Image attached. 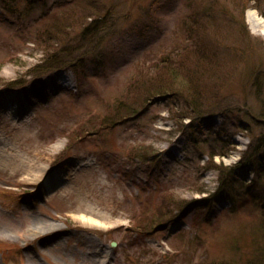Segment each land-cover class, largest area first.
<instances>
[{"label":"rangeland","instance_id":"1","mask_svg":"<svg viewBox=\"0 0 264 264\" xmlns=\"http://www.w3.org/2000/svg\"><path fill=\"white\" fill-rule=\"evenodd\" d=\"M256 3L264 10L257 0H0V97L36 99L27 121L0 114V149L27 164L0 165V264H264V208L252 201H263L264 171ZM242 15L250 41L236 38ZM162 60L181 65L176 77L190 72L206 114L178 94L146 96ZM60 63L59 75L32 76ZM51 76L59 86L40 83ZM249 144L256 167L229 174ZM160 203L176 222L152 224Z\"/></svg>","mask_w":264,"mask_h":264},{"label":"trees","instance_id":"2","mask_svg":"<svg viewBox=\"0 0 264 264\" xmlns=\"http://www.w3.org/2000/svg\"><path fill=\"white\" fill-rule=\"evenodd\" d=\"M258 2L260 3H263L264 0H257ZM256 7H258V9H260V14L261 15H264V10L261 9V6L259 5V3L257 4L256 3ZM197 21L196 17L193 19V22ZM242 21L243 22H240V25H239V28H238V32L236 34V38L237 40H239L241 37H243V39H245L246 41H250L248 38V36L250 35V32L247 28V26L245 25V21H244V17L242 15ZM183 48H186L185 50V53H183L182 55L186 56V57H190L192 54L194 56V58L196 59L194 62H198L199 59L196 58L197 54L200 52L188 45H183L182 46ZM182 47H181V50H182ZM178 50V47H176L174 49V53L177 52ZM194 51H198V53L194 52ZM205 52V51H204ZM203 52V54H204ZM185 57V58H186ZM183 58V56H182ZM181 57L178 58V61H176L177 63H180L181 62ZM193 58V60H194ZM162 67L160 69H162L161 73H165L163 76V78H169V82L168 83H165L164 85H162L163 83V78L160 76V79H156L154 75L150 76L148 80V84H149V87H148V95H146L147 97H151L154 96V95H158V94H163V95H168L171 94V95H174V94H178L179 97H181L183 100H187V102L191 105V107L193 108V110H195L194 112H197V116L196 117H202L201 115H204L206 114V110H205V107L203 106L204 102L202 101V103H200V99H201V96H200V93L198 91V88L194 86V84H192V80H191V74L190 72H188V76L186 74L184 75H178V77L175 76V74L181 70H179V68H181L179 65L176 67L178 69H175L173 68L172 65H169L167 63V61H164L162 60ZM52 66L54 65H48V66H45L43 68H41L40 65L36 66L34 70V73L35 74H39L41 72H44L46 71L47 69H50ZM62 66V63H60L59 65H56L55 67H60ZM175 69V70H171L172 68ZM260 76H262V78H264V76L262 74H259ZM258 77V75L256 76V78ZM157 80V81H156ZM198 99H199V102H198ZM187 118H190L189 116H187ZM253 140V139H252ZM259 151V148L258 146H253L251 144H249L247 146V148L242 152L241 156H240V160L235 163L234 165L232 166H228L227 169H228V172L229 174H232V170H236L237 167L239 166H242L244 164H250L251 166H255L256 167V164L254 163L255 161V157L257 156V153ZM258 166V165H257ZM259 167V166H258ZM256 173H257V177L258 179H256L255 182H257V185L259 186L260 185V191H261V196H262V200L260 199L259 196H257L256 198L253 197L252 201L253 203L256 205V207L254 208H258L260 206H262L264 208V171L263 169H261L260 167L256 169ZM224 179V177L222 178V180ZM255 182L249 184V185H253ZM226 188V187H225ZM251 195V194H250ZM166 203V202H165ZM160 203L158 204V206L154 209L153 212H151L147 217H149L150 215L154 216V219H153V222L152 224H166L167 222L171 221V220H174L176 218V215L173 214L171 208H166V209H163V206L165 205ZM244 205H247V204H244ZM144 219V218H143ZM141 219H137L138 222L140 223L142 220ZM134 227H137L138 225H133ZM138 231V230H137Z\"/></svg>","mask_w":264,"mask_h":264},{"label":"bare ground","instance_id":"3","mask_svg":"<svg viewBox=\"0 0 264 264\" xmlns=\"http://www.w3.org/2000/svg\"><path fill=\"white\" fill-rule=\"evenodd\" d=\"M247 15L250 17V19L252 20V22H255V25L253 27L254 31H258L260 33H264V30L260 28L261 25H263L264 27V20H262L261 18H259L256 14V12L253 9H250L247 11ZM57 76V75H55ZM54 76L51 77H47L43 80L40 81L41 84H44L45 87H50L55 88L59 85H57L56 83H52V86L50 85L49 82H54ZM34 88H32L33 90ZM30 92V91H29ZM28 92V93H29ZM27 93V94H28ZM24 92L21 90L15 94H10V95H5L4 97L0 98V114H5L9 119H11L13 122H20L21 119L26 118L27 121V117H29V115L31 114L29 109H30V102L35 101L36 99L31 98L30 96L27 95H23ZM23 131L26 130V127H22ZM23 131L20 132V135H25L24 133H22ZM14 137H18V134H14ZM13 150H15L17 152V154H19V150L12 148ZM164 161H166V159H164ZM17 163L21 164L20 168L21 170L24 171L25 166H27V164L24 163V160L22 158L17 157L16 154H13V152H9L7 149L5 148H1L0 149V165L3 166L4 168L6 167H15L17 165ZM34 167V166H32ZM91 166L89 165V167L87 169L91 170ZM58 173V171L54 172L52 174L53 180L55 178H57L58 176L56 175ZM28 175H31L29 172V169L27 171ZM36 178L33 176V180H35ZM102 182L105 184V186L107 187V182L105 181V179L102 180ZM56 184V183H54ZM52 186L48 185V184H44L43 188H42V192L43 193H47V190H49ZM90 201V200H89ZM85 204V202H84ZM84 210L86 212H89L90 214L96 216L97 214H100V211L94 210L93 209V205L91 203H87L85 204V208ZM99 216V215H97Z\"/></svg>","mask_w":264,"mask_h":264}]
</instances>
